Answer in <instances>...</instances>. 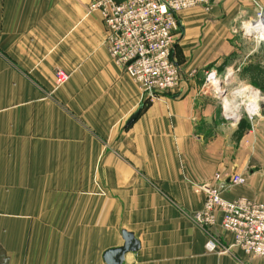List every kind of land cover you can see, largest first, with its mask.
I'll return each instance as SVG.
<instances>
[{
    "label": "crops",
    "instance_id": "crops-1",
    "mask_svg": "<svg viewBox=\"0 0 264 264\" xmlns=\"http://www.w3.org/2000/svg\"><path fill=\"white\" fill-rule=\"evenodd\" d=\"M254 10L213 0L180 12L184 78L150 99L110 55L89 0H0V264H107L123 230L140 242L123 264H264L220 224L208 252L194 221L216 173L246 179L227 199L264 201V104L236 119L225 102L242 107L243 88L234 100L203 88L218 67L227 88L264 86V43L241 50L232 33ZM57 69L70 74L59 87Z\"/></svg>",
    "mask_w": 264,
    "mask_h": 264
},
{
    "label": "built area",
    "instance_id": "built-area-1",
    "mask_svg": "<svg viewBox=\"0 0 264 264\" xmlns=\"http://www.w3.org/2000/svg\"><path fill=\"white\" fill-rule=\"evenodd\" d=\"M212 2L89 0V9L102 15L106 28L104 42L114 61L132 77L145 96L152 99L160 93H176L184 78L183 69L173 56L180 31L179 13L194 7L209 10ZM258 13V20H251L253 25L257 21L264 22V9ZM253 37L264 42L262 33ZM194 74L195 71L188 73L189 76ZM228 75H219L213 69L207 71L203 88L220 93L213 84L218 82L222 89L226 88L223 79ZM69 79L67 71L56 70L57 87ZM245 181L243 174L226 177L216 173L213 181L200 186L206 197L203 208L194 214V221L208 234V252L219 251L221 245L214 229L220 224L224 231L233 235L231 247L252 257H264V201L247 197L230 200L224 196L225 191Z\"/></svg>",
    "mask_w": 264,
    "mask_h": 264
},
{
    "label": "rangeland",
    "instance_id": "rangeland-1",
    "mask_svg": "<svg viewBox=\"0 0 264 264\" xmlns=\"http://www.w3.org/2000/svg\"><path fill=\"white\" fill-rule=\"evenodd\" d=\"M242 1H244V3H247L248 4V1H252V0H242ZM260 9H264V5H262L261 3H259V2H257L255 0V10H254V13L249 12V13H247V15L241 16L234 23V25L232 26V33H233L234 41H238V43H239L238 46H239V48L241 50H243L244 48H246V49L247 48H251L254 45L257 48H260L261 46H263V43H264L263 40H255V38L253 37V35H250V34L248 35L247 33L244 32V28H245L244 25H247V22H249L251 20H258V14H259L258 13V10L260 11ZM216 63H217V61L214 62V64H216ZM214 64L210 65L208 68H214V67H212V66H214ZM225 66H227V65H225ZM217 69H218L219 75H222L223 76V74L221 73V71H219V67ZM232 81H235L234 80V74L232 75V78L228 82L230 83ZM225 87H226L227 91H223V92L217 93V92L211 91V89H210V90H208V93L211 94V96L214 97V98H216V99H220V100L222 99L223 100V98H225L226 95H227L229 100H234L235 99L234 93L236 92V90L238 89L239 92H240V90L242 88L243 89L246 88V87H240L236 83L230 84L228 86V88H227V86H225ZM254 88L256 90H258L259 96L261 97V99L259 100V105H260L259 110H261L262 105L264 104V86H255ZM219 90L220 91L221 90H224V89H222V86L221 85L219 87ZM247 99H248L247 98V95H243V96H241L238 99V102L239 103H241L242 101L244 103L242 105V108H240V113H239V116H238V118L241 117L240 120H242V119L245 120V119H249V118L252 119V117L255 116V114H256L255 113L252 117H250L251 114L246 110V105H245V104H247L249 102ZM223 105H224V102H222V108H223ZM228 110H226V111H228ZM229 113H231V115H232V112L231 111ZM238 118H236V119H238ZM225 120L227 121L226 118H225ZM213 179H214V177H213ZM213 179L211 181H213Z\"/></svg>",
    "mask_w": 264,
    "mask_h": 264
},
{
    "label": "bare ground",
    "instance_id": "bare-ground-1",
    "mask_svg": "<svg viewBox=\"0 0 264 264\" xmlns=\"http://www.w3.org/2000/svg\"><path fill=\"white\" fill-rule=\"evenodd\" d=\"M244 32H246L247 34H260V33H262V35H264V22L263 21H257L253 25L250 21L247 23V26L244 28ZM213 86L215 89H219L220 84H218V82H215L213 84ZM224 90H225V88H224ZM224 90H221V91L219 90V91L222 92ZM225 91H227V90H225ZM241 91L244 95H247V98L249 99V102L247 104H245L246 110L250 114L257 113L259 110V107H260L259 100L261 99L257 90L250 89L249 87H246ZM242 104H244V103H242ZM225 106L232 112V116L234 118H238L239 113H240V108H242V107H240V105L232 103L231 101H226ZM225 114L230 116V113L228 111H225Z\"/></svg>",
    "mask_w": 264,
    "mask_h": 264
},
{
    "label": "water",
    "instance_id": "water-1",
    "mask_svg": "<svg viewBox=\"0 0 264 264\" xmlns=\"http://www.w3.org/2000/svg\"><path fill=\"white\" fill-rule=\"evenodd\" d=\"M140 110L141 109L131 116L128 124H131L133 121H135L140 113ZM122 235L125 240L123 246L105 251L103 257L107 264H123L128 253L135 252L140 248V242L138 239H136L134 233L123 230Z\"/></svg>",
    "mask_w": 264,
    "mask_h": 264
}]
</instances>
